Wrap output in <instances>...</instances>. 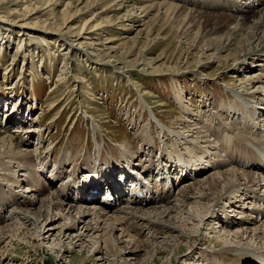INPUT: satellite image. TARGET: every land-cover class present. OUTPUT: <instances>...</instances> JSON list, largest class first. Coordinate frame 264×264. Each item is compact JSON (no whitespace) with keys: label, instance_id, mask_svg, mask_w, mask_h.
I'll use <instances>...</instances> for the list:
<instances>
[{"label":"rangeland","instance_id":"374dc122","mask_svg":"<svg viewBox=\"0 0 264 264\" xmlns=\"http://www.w3.org/2000/svg\"><path fill=\"white\" fill-rule=\"evenodd\" d=\"M162 1L177 3V0H25L18 8L10 5L11 0H0V130L14 133L17 148L30 154L29 160L20 154L0 162V192H3L0 204L13 201L14 193L28 198L25 202H12L0 208V264H210L206 263L210 261L238 264L235 255L214 257L211 253L219 249L213 239L224 240V231L233 232L237 226H222L217 220L206 224L205 220L214 209H219L212 206L208 213L206 201L201 203L202 206L207 204L205 208L196 206L193 202L197 200L193 199L186 211L184 206L175 209L176 213L166 218L173 229H166L165 233L155 235L153 230L144 229L135 236L143 243L141 251L134 255L126 251L133 249L128 244L129 236L134 234L131 228L130 235L120 234L121 231L115 233L121 242L119 248L126 251L119 256L118 247L113 249L111 238L105 232L106 225L101 224L98 236L91 232L83 240L75 239L79 229L65 232V236L60 231L65 223L71 222L66 209L70 204L91 206L92 202L97 203V200L82 202L83 198L81 202V199L74 200L73 185L87 172L96 168L111 172L113 165H118L111 180L119 185L122 183L126 190L119 197V203L114 200L112 206L107 203L112 210L120 212L127 206L152 207L157 203L150 200V194L138 204L131 201L130 194L136 188L134 184L138 188L140 181L152 180L155 183L152 186L165 182V177L160 180L156 171L161 166L158 162L161 151L173 156L175 161V150L180 151L186 165L192 168L188 161L193 160V153L200 154L196 146L200 140L188 130L191 128L194 133V127L201 126V134L210 131L219 138L218 149L211 150L220 155L216 160L224 159L225 155L237 161L242 159L238 154L243 140L236 132L214 130L215 116L221 119L228 116L229 123L232 119L242 122L245 113L241 111L246 109L249 113L252 103L257 112L264 114V101L258 103L246 97V102L245 94L234 91V86L247 75L260 70L258 67L239 73L231 70L250 47L245 41L242 44L234 40L237 45L221 49L228 45V37L232 34L234 21L229 19V13L210 10L207 12L218 15L202 16L200 21V17L194 18L195 13L178 17V11L173 8H159L157 3ZM48 2L51 8L45 11ZM196 2L185 0L191 7ZM262 5L253 2L251 9H259ZM12 21L27 26L20 28ZM225 23L231 27H226ZM89 27L96 28L92 36L84 34ZM58 31L77 40L80 49L69 55L65 53L61 48L62 38L55 34ZM70 41L67 38V42ZM209 46L212 48L208 49ZM236 98L242 105L238 111L241 114L232 110L238 106ZM14 100L20 103L18 111L13 122L6 123ZM152 113H156L165 126L156 121ZM242 125L240 123L242 129L237 127L236 131L247 132ZM229 133L234 137L232 142L227 140ZM4 134L2 132L0 138ZM252 136L259 137L254 132ZM129 145L137 159L144 162L153 159L150 173H142L143 169L135 165L132 168L122 160V152H128ZM204 154L201 157L211 165L215 155L211 153L210 157H205ZM27 161L32 168L20 169ZM225 166L223 169L233 167ZM79 167L84 170L80 172ZM127 167L132 170L126 179ZM158 170L163 171V168ZM215 170L218 168H209L207 174L184 182L202 179ZM37 176L45 180L37 183ZM190 176H194L193 172ZM51 177L50 182L46 181ZM42 182L46 183L45 189L36 190ZM68 183L71 190L65 189ZM182 184L172 189L170 201L173 202ZM104 186L102 184V189ZM62 189L68 195H62ZM91 192L97 193L95 198H103L101 190L92 188ZM52 193L63 200L64 210L51 207L50 213L56 217L45 220L42 217V223H37L40 201L42 198L49 200ZM30 196L35 199L30 200ZM160 203L172 206L175 202ZM24 210L31 212L24 213ZM200 211L204 213L203 221ZM162 242L167 249L156 251ZM248 245L256 247L253 243ZM199 252L206 255L203 257Z\"/></svg>","mask_w":264,"mask_h":264},{"label":"bare ground","instance_id":"6f19581e","mask_svg":"<svg viewBox=\"0 0 264 264\" xmlns=\"http://www.w3.org/2000/svg\"><path fill=\"white\" fill-rule=\"evenodd\" d=\"M21 1L23 2L25 0H11L10 5H16V7H18ZM187 1L192 2V0H187ZM193 1L196 2L195 0ZM256 1L260 2V4H263L262 7H260L259 9H251V7H253V2ZM49 3L51 2L47 3V5L45 6V11H48L51 8ZM157 4L159 8L170 7L169 9L173 8L175 12L178 11L177 13L178 17L180 15L184 16V13L185 14L195 13L196 15H194V18L200 17V21L202 16L218 15L213 12L212 13L207 12L210 10H216L215 12H225V11L226 13L228 12L229 15L228 14L227 15L229 19L234 21L233 23L234 25L232 27L229 26L228 23H225V25L228 28L229 27L232 28L231 31L232 34H230L229 36L232 37V40L231 38L228 37V41H229L228 45L221 47V49L228 48L230 45L233 46L236 43L233 42L234 40H237V43L239 42L242 44L245 41V43L248 44L246 46L250 47L249 49H246L243 53L241 52L242 55L240 57V60H236L237 63L235 65V68H232L231 70L234 69L233 70L234 73L245 71V69L249 71L251 70L252 67L254 68L258 67L260 70V71H255L253 74L249 76L247 75V77H245L238 85L234 86L235 87L234 91L237 93H241L242 95L245 94L243 97L245 101H246V97H248L249 100L251 99V101H257L258 103L264 101V62H263L264 61V0H202L198 3L197 2L193 3L192 7L189 6V4L185 3V0H177V3L176 2L169 3L168 1H162ZM250 12L251 14H249ZM12 23L20 28L26 25V24L19 25L15 21L14 22L12 21ZM95 29L96 28L89 27L85 30L83 28L82 31L84 30L85 31L84 34H86L87 36H92L94 35ZM55 34L58 35V37L62 38L63 41H61L62 42L61 48L63 51H66L65 53H68V55L70 53H73L75 50L80 49V45H79L80 43L77 40H73L69 38L66 35V32L58 31ZM80 35L81 33L79 34V36ZM24 36L25 34H23V37ZM67 38L69 39V41L71 40L70 41L71 43L67 42ZM23 41L24 39L22 40V42ZM237 43L235 45H237ZM211 48L212 47L209 46L208 49ZM258 61H261V63H257ZM239 101L240 99L236 98L235 104L238 106L232 109V110H236L234 111L235 113L241 110V108H239L241 104L239 103ZM241 102L243 103V101ZM12 103H13V108L12 110L11 109L9 110L11 112H9L10 114L7 115L6 123L13 122L14 119L12 118L15 116L20 105L19 101L17 102V100H14ZM252 104L253 105H251V107L249 105V109H250L249 113L248 112L246 113L245 111L246 109L241 111L243 112L242 114L245 113L244 114L245 119L242 122H239L237 119H232V123H229L230 121L226 120L228 116L227 118L226 116H224L225 119H221L220 116L219 117L215 116L216 125L212 127L217 132H221V131L236 132L240 136L239 138L243 140V146L241 147L240 153L238 155L242 157V159H237L236 161V158L228 159L227 157H224L225 156L224 155L223 156L224 159H221L222 158L221 157L219 160H216L220 155L217 153V151L211 152V150L218 149L219 138L216 137L215 135L210 134V131L204 133L205 135L202 133L203 134L202 135L201 132L203 131L201 129V126L194 127V133H193V129L190 128L188 131L192 130V134H194L193 137L198 138L196 140H200L198 141V145H196L197 151L200 152V154L193 153L192 155L193 160L188 161L190 166H192V168H189V166L186 165L187 161L183 159V156L180 153V151L177 152L175 150L174 154L176 155L175 157H177L176 161L174 160L173 156H170V154H166L164 151H161L160 154L162 156H160L158 160L161 166L160 167L158 166V169L163 168V171L157 169V174L158 177H160V180L165 177L166 179L165 182L163 183L161 182L160 186L157 185L152 186L155 184L152 182V180H150V182L140 181L138 188L137 186H135V184L133 186V188L134 187L136 188L133 189L132 193L130 194L132 198L131 201L138 204V202H140L141 199L142 200L143 198L144 200L147 199L148 195L150 194L151 195L150 200H154L155 203H157L158 205L156 204L155 206L147 207V208L127 206L121 209L119 208L122 211L119 212L116 211V209L112 210L111 206L113 204L108 199H102V200L97 199V203L95 204V202H92L91 206H87V205L76 206L75 204L72 203L69 205V207L66 208L68 209L67 213H69L67 218H69L71 222L65 223V225H63L64 231L63 229H60L61 233H63V235L65 236L68 232H72L73 229H79V232L77 233L75 239L79 238L78 240H83L86 238V236H89V233L91 232L93 234L97 233L96 236H98L99 231L102 228L101 224H103L106 225L105 228L107 231L105 230V232L109 234L110 236L109 238H111V241L114 245V248L113 246L112 248L115 250V246L118 247L117 255L118 256L122 255L126 251L130 253L129 255H134L137 252L141 251V245L143 243L142 240L136 239L135 236L140 234L146 228L149 229V232L153 230L155 232V235L165 233L166 229H173V226H171L172 224H170L169 220H167L166 218H170L172 214L176 211L175 209H178V207L181 208L184 206L183 210L186 211L188 205L189 204L192 205V202L190 201L195 199L197 201L193 203L197 204L196 206H201L205 208L207 204L209 205L207 209L208 213L210 212L212 206L219 207L217 211L215 208L214 209L215 211L212 212V214H210V217L205 220L206 224L207 222L210 221L212 222L214 220H217V222L221 223L222 226L224 224H226V226H230V224L233 226H237L236 227L237 229L233 232H231V230L224 231V234L226 235L224 239L225 241L218 238L213 239L214 242L217 244L216 246L219 247V249L217 250L215 249L216 251L215 250L211 251V253L214 254V257L215 256L224 257L226 255L232 254L238 257V260H236L238 264H264V173H263L264 172V114L257 112L258 110V109L256 110L257 107L256 106L254 107V103ZM8 109L9 106L7 107L6 110ZM152 114L153 117L156 119V121H159L160 124L165 126V124L162 123V120L158 118L156 113H152ZM240 123H243L242 127L245 130H247V132L244 133L248 134L249 136L245 135L241 130L236 131L237 127L239 129H242L241 127H239ZM233 126L235 128H232ZM212 128L210 127L209 130H211ZM2 132L3 133L5 132V134L0 138V162L2 163V161H9L16 157H19L20 154L21 157H25L26 159L29 160L30 154L23 153L24 151L22 152V150L17 148L16 145L17 140L15 134L8 133V130L7 131L0 130V134ZM253 132L258 134L259 137H255V136L253 137L252 136ZM176 133L181 134L179 131H176ZM229 134L230 137H228L227 140L232 142L234 137L231 133ZM211 135L215 137L213 140L212 138H210ZM182 136L185 137L184 134ZM222 139H224V134ZM202 142H204L205 145H200ZM191 143L193 142L191 141ZM127 150L128 152L127 151L122 152L123 156H121L123 161L126 160L127 165L130 164L129 166L132 168H134L133 165H135V167H139L140 169H143V171L141 172L145 174L150 173V171H152V169H150L154 162L152 158L146 159L144 162V160L142 161L141 159H137L130 145L129 148H127ZM203 153H206L204 154L205 157L209 156L211 153L215 155L213 159L211 158L212 160L211 165H207L208 163H206L203 157H201ZM164 157L166 158L164 159ZM162 159L164 160V162L162 161ZM166 160H170V162H166ZM179 162L181 165L179 164ZM198 162L200 164H198ZM30 163H31L30 161H27L24 165L20 167V169H29V168L31 169L32 167ZM226 164H230V166L233 167L223 169L226 167L225 166ZM117 166L118 165L115 164L113 165V171L115 170V168H117ZM79 168H80V172L84 170V167H79ZM209 168H214V169L218 168V170L213 171L212 174L206 175L202 179L192 182L187 181L188 184H185L184 181L189 180L190 178L195 179L196 176L199 177V175L201 176L203 174H207ZM257 169H259L260 173L257 171ZM99 170H101L103 172V175L106 176L104 182L105 184L108 185L107 189H111L110 194L114 198L113 199L114 202L117 201L116 203H119L118 201L119 197L124 195L126 188L124 186H121L122 183H120L119 185L115 183V180L114 182L111 180L113 179L112 178L113 171L111 172L107 171L105 173V171H103L102 168L98 169V171ZM127 170L129 171V174L126 173L125 175L126 179L130 175L132 169L127 167ZM173 171H175V174ZM183 171H185V173H183ZM80 172H78L77 170V174H79ZM192 172L194 176L191 177L190 174ZM12 174L15 173L12 172ZM173 176L175 177L173 178ZM177 177H179V179ZM134 178L136 179V176ZM31 179L33 180L34 178ZM31 179H30V183H31ZM37 179L38 180L35 182L38 183V181L40 182L41 179L44 178L37 176ZM50 180H52V177L46 181L50 182ZM82 181L83 183H79V185H77L78 188H76L80 191V196L77 198V201L81 199L80 200L81 202L82 198L84 200L82 202H88V200L89 201L95 200L96 193H91L89 190V186H91V188H97V189L100 188V184L98 183L97 179L91 176L88 182H85L84 179H82ZM142 182L150 186L146 187V185L145 184L143 185ZM182 182L184 185L182 184L181 187L178 188V192L176 195H174L175 198H173L174 199L173 202L175 203H173L172 201H170L172 189L176 187L178 183H182ZM33 185L37 186V184L34 183ZM45 187H46V183L42 182L41 185L36 187V190H39L40 188L45 189ZM67 187L68 189L72 188L70 186V183H68L65 186V189H67ZM61 192L62 195L63 194L68 195V192L65 193L63 189ZM1 193L3 192H0V195ZM153 195L155 196V198H153ZM32 199H35L34 196H30V200ZM42 199L40 201L41 207L36 213V219H37L36 222L40 224L42 223L41 222L42 217H44L43 220H45L51 216H54L51 215L50 213L51 207L52 210L53 209H59L61 211L64 210L63 208L64 202L63 200H60L59 195L52 193L51 198L49 200L46 199L42 200ZM27 200L28 198L26 199L21 198V195L14 193L13 201L11 202L4 201L3 204H0V208H4V204L5 206H8L12 202L20 203V202H25ZM168 200L170 203H173L174 205L172 206L159 205L161 204L160 202L163 201L168 202ZM203 201H206L207 203L204 206H202L201 204L203 203ZM107 203H109L111 206L107 205ZM43 208L45 210H43ZM24 211H25L24 213L31 212V210H24ZM44 211L47 212L44 213ZM74 211H76L75 215L73 214ZM17 216L18 218H20V215H16V217ZM1 217H2V213L0 214V219ZM25 217L27 218V214ZM200 217L202 218L203 221L204 213L201 211H200ZM129 228H131L134 231V234L131 235L129 234ZM118 231L122 232L120 234L124 233L126 235L127 234L130 235L129 237L131 239L129 240L128 244L130 245V247H133V249L130 248L129 250L124 251L123 249L119 248V244L121 242H119L118 240L119 238L115 236L116 235L115 233ZM93 234H91L90 236H93ZM70 237L71 236H68V238ZM247 240H250L249 243H247ZM99 242L100 240L97 239V243ZM250 243L256 244V247L251 248L250 245H248ZM75 245L77 244L75 243ZM157 247L158 248L156 249V251L158 252H163L167 249V247L165 246V242H162L160 245H157ZM179 251L181 250L179 249ZM179 251H177V253H179ZM199 254H201V256L203 257L204 255H206L200 252ZM175 257H177V255ZM211 262L212 261L206 263L216 264Z\"/></svg>","mask_w":264,"mask_h":264}]
</instances>
